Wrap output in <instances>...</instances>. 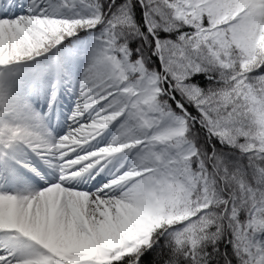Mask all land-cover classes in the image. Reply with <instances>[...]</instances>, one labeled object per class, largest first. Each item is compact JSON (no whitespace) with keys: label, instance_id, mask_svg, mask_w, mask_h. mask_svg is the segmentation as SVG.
I'll return each mask as SVG.
<instances>
[{"label":"snow or ice","instance_id":"6c2138e0","mask_svg":"<svg viewBox=\"0 0 264 264\" xmlns=\"http://www.w3.org/2000/svg\"><path fill=\"white\" fill-rule=\"evenodd\" d=\"M0 264H264V0H0Z\"/></svg>","mask_w":264,"mask_h":264}]
</instances>
